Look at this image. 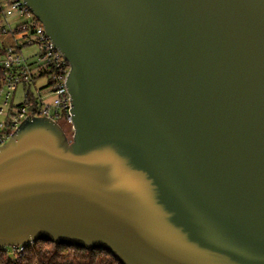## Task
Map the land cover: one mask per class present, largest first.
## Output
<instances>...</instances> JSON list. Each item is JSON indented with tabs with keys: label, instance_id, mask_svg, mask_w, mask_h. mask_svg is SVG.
<instances>
[{
	"label": "water",
	"instance_id": "95a60500",
	"mask_svg": "<svg viewBox=\"0 0 264 264\" xmlns=\"http://www.w3.org/2000/svg\"><path fill=\"white\" fill-rule=\"evenodd\" d=\"M69 65L72 138L0 148V250L264 264V0H24Z\"/></svg>",
	"mask_w": 264,
	"mask_h": 264
},
{
	"label": "built area",
	"instance_id": "2783aa9c",
	"mask_svg": "<svg viewBox=\"0 0 264 264\" xmlns=\"http://www.w3.org/2000/svg\"><path fill=\"white\" fill-rule=\"evenodd\" d=\"M15 14L29 18V23L12 28L9 19ZM17 27L23 29L19 34L14 33ZM17 35H23L25 42L15 39ZM32 48L35 52L24 53ZM0 68L3 73L0 83V148L30 117L47 118L59 125L65 122L72 128V107L66 87L69 65L24 0H0ZM42 78L47 79V84L37 89L36 84ZM20 86L24 89V100L19 106H14L15 94ZM33 88L37 94L32 91ZM30 93L36 105L25 104ZM52 96L53 102H46ZM6 250H9V256L15 258L23 253L24 246Z\"/></svg>",
	"mask_w": 264,
	"mask_h": 264
},
{
	"label": "trees",
	"instance_id": "16d2710c",
	"mask_svg": "<svg viewBox=\"0 0 264 264\" xmlns=\"http://www.w3.org/2000/svg\"><path fill=\"white\" fill-rule=\"evenodd\" d=\"M23 31L22 27H17L15 34ZM68 67V66H67ZM2 69L0 68V83L2 81ZM1 87V84H0ZM26 105L35 103V98L30 93L25 102ZM24 104V105H25ZM60 126L67 134L69 128L70 134H73L70 125L61 122ZM66 126V127H65ZM71 139V138H70ZM0 264H121L118 259L110 252L103 250H87L80 247L59 246L52 242L42 241L33 243L30 246H24L21 255L12 258L9 256V250H0Z\"/></svg>",
	"mask_w": 264,
	"mask_h": 264
},
{
	"label": "rangeland",
	"instance_id": "374dc122",
	"mask_svg": "<svg viewBox=\"0 0 264 264\" xmlns=\"http://www.w3.org/2000/svg\"><path fill=\"white\" fill-rule=\"evenodd\" d=\"M10 21V24H11V27L14 28L16 27L18 24H21V23H29V18H23V17H20L18 14H15L13 17H11L9 19ZM15 39H17L18 41L20 42H25L24 38H23V35H17L15 37ZM33 53L35 52V48H32V49H28L26 50L24 53L27 54V53ZM47 84V79H40L38 80L37 84H36V88L39 89V88H42L43 86H45ZM32 91L37 94V90L35 88L32 89ZM53 99L54 97H49L47 98L46 102L48 103H52L53 102ZM24 100V89L22 86H20L17 91H16V94H15V98H14V101H13V104L14 106H19ZM66 127V126H65ZM67 128V136L69 138H72V134H70V131H69V128Z\"/></svg>",
	"mask_w": 264,
	"mask_h": 264
}]
</instances>
